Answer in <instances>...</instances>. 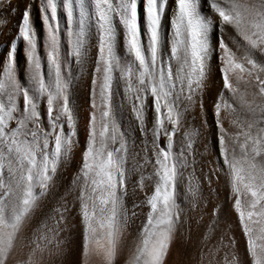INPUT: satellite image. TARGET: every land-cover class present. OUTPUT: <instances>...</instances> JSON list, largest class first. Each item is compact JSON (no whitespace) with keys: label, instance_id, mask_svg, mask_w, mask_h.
I'll use <instances>...</instances> for the list:
<instances>
[{"label":"snow or ice","instance_id":"6c2138e0","mask_svg":"<svg viewBox=\"0 0 264 264\" xmlns=\"http://www.w3.org/2000/svg\"><path fill=\"white\" fill-rule=\"evenodd\" d=\"M177 11L172 21L173 45L168 60L161 55L160 23L165 9V0H143V13L146 22V43L141 40L138 22V0H64L63 9L69 21L72 20L74 7L79 9V31L74 33L73 52L80 54L86 38V28L94 27L98 38L100 72L99 99L102 128L97 133L96 117L90 118L88 140L82 154V165L77 180H82L80 194V215L83 225L84 255L88 254L89 243H94L103 251L106 264H112L121 230V216L127 222V210L122 208L124 195L126 144L121 138L120 147L114 151L106 148L107 141H117V129L111 116L108 103L112 74L120 72L128 91L135 93L133 99L137 120L143 123L144 94L153 97L155 122L151 129L153 143L163 134L169 142V150L155 152V165L152 175L156 176L154 192L145 203L150 206L147 221L140 232L132 264H163L169 244L173 238L176 225L179 223L180 209L175 203L174 183L177 176L182 175L180 169L187 166V161L180 155L173 158L171 153L172 137L181 125V100L191 101L193 95L202 90L207 77L208 61L211 53H219L222 65L224 88L234 95L237 91L229 83L228 74L233 70L247 72L252 78L245 83H255L258 95L264 96V63H257L251 54H259L264 58V0H205L208 8L217 15L219 21L218 44L214 49L209 43V32L212 27L210 17L205 18L198 11L200 0H176ZM42 11L49 12L50 17H43L47 25L46 47L48 82L41 73V61L36 53V37L29 23V12L23 14L20 35L27 45V58L30 65V78L35 87L24 89L16 80L15 52L9 50L6 60L0 69V94L6 98L0 102V264L5 260L13 247L17 233L26 217L37 206L38 197L34 195V182L39 186L41 195L47 190L57 164L71 152L74 140L72 131L74 117L67 97L68 86L61 77L59 42L55 25L56 0H42ZM91 10V11H90ZM114 19L123 29L126 55L121 58L115 51L116 29ZM49 20L52 23H49ZM224 25L231 26L237 35L246 42L249 53L242 59L251 69L235 62L232 53L224 43ZM175 61V71L173 64ZM237 81L242 76H237ZM135 81V86L133 85ZM95 83V81H94ZM31 92V95H30ZM22 95L23 111L16 115L18 108L16 97ZM47 97L48 131L40 127L38 104L41 97ZM57 105L56 116L52 115L53 106ZM95 109L97 105L93 103ZM230 108L221 94L214 105V119L219 129L218 142L220 154L228 170L232 191L236 194L234 204L244 235L247 238V250L252 264H264V164L258 166L257 157L264 156V107L257 105L249 112L261 113L255 120L247 124L236 137H230L238 143L240 157L235 149L229 152L224 138L227 132L220 128V112ZM166 111L161 115V109ZM15 120L16 126L9 128V122ZM165 120L170 130L164 127ZM235 123V122H233ZM63 124L69 131L65 134ZM31 125V127H29ZM239 127V125H236ZM255 128V133H253ZM111 133L109 134V130ZM143 131V129H141ZM99 136V143L97 138ZM183 148L191 147V133L185 130ZM52 144L49 151V144ZM39 155V160L37 156ZM134 169L142 170V164H135ZM8 180L5 181L4 171ZM17 172L19 177L17 178ZM145 177L142 174L138 186L142 188ZM20 189L19 201L11 208L6 197L12 191V184ZM243 189L247 199L241 207L239 194ZM119 193V194H118ZM135 207V205H134ZM59 214L57 226L64 220L69 211L67 205L54 210ZM135 216V212L132 213ZM255 218V219H254ZM255 224L257 227L253 228ZM98 228L102 230L101 238H97ZM57 231L59 228L57 227ZM43 238V237H42ZM106 239V246L101 244ZM51 243V239H49ZM39 248V245H37ZM35 251V250H34ZM235 264V258L233 260Z\"/></svg>","mask_w":264,"mask_h":264},{"label":"bare ground","instance_id":"6f19581e","mask_svg":"<svg viewBox=\"0 0 264 264\" xmlns=\"http://www.w3.org/2000/svg\"><path fill=\"white\" fill-rule=\"evenodd\" d=\"M77 2L78 0H73L74 5ZM63 3L64 0H56L55 25L59 42L61 77L68 86L67 97L74 117L72 128L75 134L74 143L69 155L57 164L55 172L49 173L51 179L43 195L34 182L33 192L38 197L37 206L26 217L17 233L5 264H106L103 251L98 250L94 243H89L88 254L84 255L83 225L79 211L80 201L77 199L82 183L77 177L81 170L82 154L86 148L90 118L93 114L96 117L97 133L102 128L103 109L100 107L98 95L101 79L98 71V38L94 27L86 28V38L81 52L79 55L75 54L72 41L75 39L74 33L79 31V9L74 7L72 20L69 21ZM41 8L42 0H0V69L9 50L14 49L16 80L26 90L35 87L30 78L27 45L20 35L23 14L26 10L29 12V23L36 37V53L41 61V73L45 82H48L47 25L43 17L45 15L50 17V13L42 11ZM137 10L141 40L146 43L143 0H138ZM176 11V0H165L160 23V51L165 61L172 52V21ZM198 11L205 18L210 17L212 20L209 43L215 49L219 35L218 17L208 8L205 0H200ZM49 23L52 21L49 20ZM113 23L116 29L115 51L123 63L126 55L123 29L116 19ZM223 39L235 62L241 63L250 70L251 66L242 59L244 55L251 54L246 42L229 25H224ZM218 55V52L213 51L209 57L207 77L202 90L193 95L190 102L182 99L179 105L181 125L179 131L172 137L170 150L173 158L183 151L187 166L179 170L182 175L177 176L174 183L175 203L180 209L179 223L176 225L163 264H233L234 258L235 264H252L247 250V238L234 208L237 197L231 189L228 170L220 154L221 145L218 142L219 129L214 119V105L221 94L230 105V108L222 107L220 128L228 134L224 142L229 152L235 149L237 157H240L238 143L243 142L244 137L241 135L237 144H233L230 137H236L242 129L246 130L247 124L261 114L258 109L255 115L251 114L248 106L264 107V96L258 95L255 83H245L252 78L247 72L240 73L239 70H233L228 74L229 83L237 89L234 95L230 94L224 88L223 74L220 70L222 65ZM251 55L257 63H264V58L259 54ZM172 64L174 72L175 61ZM259 75L264 79V73ZM237 76H242L239 82ZM133 85L135 86V81ZM134 95L135 93L128 91L125 80L120 78V72L114 71L108 103L117 129V141L115 143L107 141L106 148L109 151L118 149L122 138L127 147L125 169L129 171L125 174L124 195L121 202L122 208L127 210V222H124L122 215L120 235L112 264H132L141 239L140 232L151 210L145 201L153 194L157 179L152 175L155 152L169 150V142L163 134L155 140V144L153 143L151 129L156 118L153 97L144 94L141 124L134 110ZM5 98L0 94V102ZM93 103L97 105L95 109L92 107ZM16 105L18 108L16 115H19L24 107L22 95L16 97ZM165 111L161 109L162 118ZM38 113L40 127L48 131L46 96L39 100ZM56 114L57 105L54 104L52 115L56 116ZM237 124L239 127L236 126ZM15 126V120L9 122V128ZM62 126L67 134L69 131L67 125ZM164 127L170 130L166 120ZM185 130L191 133V147L182 149L185 143L183 139ZM255 131L253 128V133ZM51 147L50 142L49 151ZM37 159L39 160V155ZM256 162L258 166L264 164V156L257 157ZM135 164H142L143 169H134ZM141 171L145 177L151 176V179L144 180L142 188L138 186ZM3 175L7 182V170ZM18 177L19 172H17ZM19 197L20 189L13 182L12 191L6 197L8 207L16 205ZM239 198L241 207L244 208L247 197L242 188ZM63 205H67L69 211L64 214L63 222L57 226L59 214L54 210ZM133 212L135 216L132 215ZM252 227L255 228L257 225L253 224ZM101 235L102 230L98 228L97 238H101ZM106 243V239H101V244L106 246Z\"/></svg>","mask_w":264,"mask_h":264}]
</instances>
